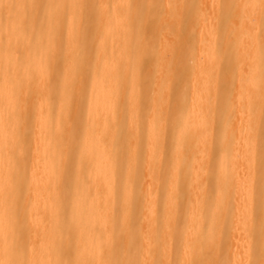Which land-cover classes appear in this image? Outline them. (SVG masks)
<instances>
[{
  "label": "bare ground",
  "instance_id": "obj_1",
  "mask_svg": "<svg viewBox=\"0 0 264 264\" xmlns=\"http://www.w3.org/2000/svg\"><path fill=\"white\" fill-rule=\"evenodd\" d=\"M0 264H264V0H0Z\"/></svg>",
  "mask_w": 264,
  "mask_h": 264
}]
</instances>
